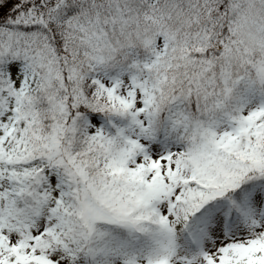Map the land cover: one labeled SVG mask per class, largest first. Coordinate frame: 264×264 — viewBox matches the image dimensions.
I'll list each match as a JSON object with an SVG mask.
<instances>
[{
  "label": "snow or ice",
  "instance_id": "6c2138e0",
  "mask_svg": "<svg viewBox=\"0 0 264 264\" xmlns=\"http://www.w3.org/2000/svg\"><path fill=\"white\" fill-rule=\"evenodd\" d=\"M0 264H264V0H0Z\"/></svg>",
  "mask_w": 264,
  "mask_h": 264
}]
</instances>
